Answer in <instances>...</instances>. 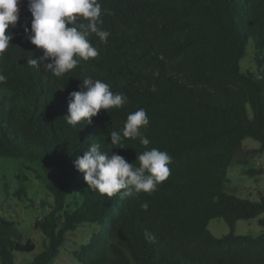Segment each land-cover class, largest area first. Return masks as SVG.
I'll use <instances>...</instances> for the list:
<instances>
[{
    "label": "trees",
    "instance_id": "1",
    "mask_svg": "<svg viewBox=\"0 0 264 264\" xmlns=\"http://www.w3.org/2000/svg\"><path fill=\"white\" fill-rule=\"evenodd\" d=\"M107 43L89 37L99 55L57 79L27 60L42 55L24 33L31 14L7 31L0 58V160L10 159L43 182L52 203L34 228L42 251L30 264H52L69 237L77 264H264V194L251 202L224 192L234 153L249 138L264 151V0H99ZM248 49L255 71L241 70ZM241 62V63H240ZM85 76L127 96L81 129L66 124L68 94ZM143 108L150 140L125 138L112 153L138 166L137 155L157 148L172 157L170 175L151 194L111 198L87 187L73 161L92 143L110 149L129 113ZM250 177L256 176L248 172ZM26 197L23 188L15 192ZM148 209H142L143 203ZM257 219L261 233L237 235L239 220ZM221 219L229 232L207 229ZM145 231L156 237L149 244ZM35 245L0 216V264H16Z\"/></svg>",
    "mask_w": 264,
    "mask_h": 264
},
{
    "label": "clouds",
    "instance_id": "2",
    "mask_svg": "<svg viewBox=\"0 0 264 264\" xmlns=\"http://www.w3.org/2000/svg\"><path fill=\"white\" fill-rule=\"evenodd\" d=\"M20 0H0V58L10 46L12 35L7 31L15 27L19 19ZM27 8L31 14L29 27H24L28 41L42 50V55L27 60V64L51 73L57 79L74 70L81 61L94 59L99 55L97 48L90 43L89 37L95 34L101 42L107 43L110 32L102 30V9L99 0H27ZM6 77L0 74V84L6 83ZM78 91L68 94L67 125L81 129L92 123L93 117L103 109L122 108L128 98L123 93H114L110 85L91 76L79 79ZM149 125L146 110L140 108L129 113L124 122L122 132L110 133V149H101L100 144L92 143L82 156L73 161L75 170L83 173L87 187L101 196L121 198L133 194L156 191L158 185L170 175L169 164L172 157L166 151L157 148L145 150L137 155L138 166L129 163L116 153L109 154L114 148H124L125 138L139 139L142 146H148L150 140L142 129ZM148 203L141 205L148 209ZM147 243L156 242V237L145 231Z\"/></svg>",
    "mask_w": 264,
    "mask_h": 264
},
{
    "label": "rangeland",
    "instance_id": "3",
    "mask_svg": "<svg viewBox=\"0 0 264 264\" xmlns=\"http://www.w3.org/2000/svg\"><path fill=\"white\" fill-rule=\"evenodd\" d=\"M22 5L23 0H20L18 21L23 17ZM240 67L242 71L246 69L255 71L251 49H248ZM258 148L259 144L256 141L249 138L243 140L241 148L234 153L227 169L224 185L226 194L251 202H257L260 195L264 194V151H258ZM248 172L256 176L250 177ZM19 188L25 190L26 197L15 196ZM41 202L52 203V200L37 175L10 159L0 160V216L13 223L23 241H29L35 245V251L32 254L18 256L16 264H30L33 257L43 249V237L34 228L35 223L43 215L39 207ZM257 219L237 221L234 233L247 236L259 235L261 228L258 226ZM207 229L215 238H221L229 232L221 219H211ZM83 241V231L79 230L78 233L71 235L52 264H77L70 249Z\"/></svg>",
    "mask_w": 264,
    "mask_h": 264
}]
</instances>
